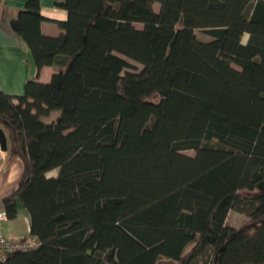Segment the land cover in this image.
I'll list each match as a JSON object with an SVG mask.
<instances>
[{"label": "trees", "instance_id": "1", "mask_svg": "<svg viewBox=\"0 0 264 264\" xmlns=\"http://www.w3.org/2000/svg\"><path fill=\"white\" fill-rule=\"evenodd\" d=\"M57 5L56 36L39 0L10 21L35 78L0 90L21 162L1 201L8 218L22 204L40 244L0 264H264V0ZM128 59L142 68L123 72ZM45 65L59 69L42 83Z\"/></svg>", "mask_w": 264, "mask_h": 264}, {"label": "crops", "instance_id": "2", "mask_svg": "<svg viewBox=\"0 0 264 264\" xmlns=\"http://www.w3.org/2000/svg\"><path fill=\"white\" fill-rule=\"evenodd\" d=\"M63 0H39L41 13L45 19L41 22V31L56 36L61 32L58 24L66 18V11L57 5ZM26 0H0V90L9 95L23 93L24 84L35 78V64L30 49L24 39L10 27ZM57 65H45L40 69L36 80L46 83L59 68ZM52 118L57 111H52ZM43 119V118H42ZM21 170L20 160H9L6 151L0 148V210L1 199L15 187ZM2 231L9 237H20L29 233L30 218L20 202L13 218L7 216L2 221Z\"/></svg>", "mask_w": 264, "mask_h": 264}, {"label": "rangeland", "instance_id": "3", "mask_svg": "<svg viewBox=\"0 0 264 264\" xmlns=\"http://www.w3.org/2000/svg\"><path fill=\"white\" fill-rule=\"evenodd\" d=\"M158 6L157 4H155V9H157ZM135 26L137 27H141V24L140 23H135ZM196 36L199 38V39H203V40H207V39H210V36L202 31V30H199V29H195L194 30ZM247 34H243L242 38H241V41L244 43L247 39ZM128 61L130 62V66L129 67H126L124 71H139L141 68H142V65L139 63V62H136L132 59H128ZM235 68H238L237 66L234 65ZM53 116V113H50L48 116H41V118L45 119V120H50ZM2 126V123L0 122V127ZM6 151V154L8 156V159L9 160H19V157L17 155H13L10 153V150H9V143H8V139H7V148L4 150ZM184 153L186 154H189V155H193L194 152L192 150H184L183 151ZM57 174V169H52L50 170L47 175L48 176H53V175H56ZM248 219V215L245 211H239L237 210L236 208H231L228 212V215H227V222L234 226V227H239L240 225H242L246 220ZM172 264H176V262H173Z\"/></svg>", "mask_w": 264, "mask_h": 264}, {"label": "built area", "instance_id": "4", "mask_svg": "<svg viewBox=\"0 0 264 264\" xmlns=\"http://www.w3.org/2000/svg\"><path fill=\"white\" fill-rule=\"evenodd\" d=\"M5 217L4 210H0V261L5 260L11 252L27 251L39 246V238L34 234L28 233L17 238L5 235L2 231V221Z\"/></svg>", "mask_w": 264, "mask_h": 264}, {"label": "water", "instance_id": "5", "mask_svg": "<svg viewBox=\"0 0 264 264\" xmlns=\"http://www.w3.org/2000/svg\"><path fill=\"white\" fill-rule=\"evenodd\" d=\"M0 148L2 150L7 148V137L2 127H0Z\"/></svg>", "mask_w": 264, "mask_h": 264}]
</instances>
